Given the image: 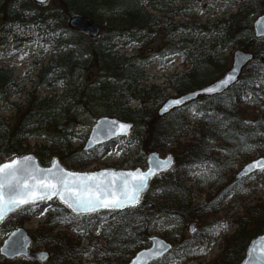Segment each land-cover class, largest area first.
Returning a JSON list of instances; mask_svg holds the SVG:
<instances>
[{
  "label": "trees",
  "instance_id": "obj_1",
  "mask_svg": "<svg viewBox=\"0 0 264 264\" xmlns=\"http://www.w3.org/2000/svg\"><path fill=\"white\" fill-rule=\"evenodd\" d=\"M243 1L247 3H243L240 10L227 17L199 25L193 22L182 25L174 23L171 27L164 25L168 38L179 30L178 26L190 27L193 31L198 29L210 39L215 36L212 47L216 51L235 43L241 49L253 53L252 60L244 68L236 84L222 94L201 96L190 103L191 105L200 102L195 105L194 111L201 114L198 125L191 128L186 126L185 121L177 124L173 119L174 115L186 106L151 121L145 111L129 109L122 106L121 102H113V97L145 80L148 70V60L142 59L138 50H133L131 54H120L115 48L146 44L157 26L171 23L167 18L172 15L168 12H182L173 11L177 0H146V4L140 0H49L44 5H37L33 0H13L15 7L17 2L19 4L18 12L13 7L12 10H9L10 6L7 8L5 13L11 19V28L17 21L21 23L23 14L27 12L26 26L33 24L44 27L45 33L57 34L51 61L38 72V77L42 79L37 80L38 86L42 87L58 80L66 83L59 97L53 95L43 98L33 91L25 95L26 107L20 113L14 128L9 130L5 126L0 127V130L9 132L0 135V151L3 150L7 157L28 153L29 136L44 138L49 142H64L67 135L73 133L75 125L70 121L57 122L58 111H66L69 105H72L69 101L81 95L78 94L82 85L79 82H82L85 66L92 64L98 71L93 93L98 94L99 99L104 101L103 115L132 121L135 126L150 122V131L156 140L155 143L176 144L177 159L182 155L185 158V162L176 165L170 174L161 175L151 182L137 207L122 212L100 211L87 215H74L61 204L51 210L46 223L36 231L34 237L35 246H44L52 251L50 264H81V256L86 251L81 248L80 235H92L95 220L112 215L116 219L104 223L99 235L105 240V244L101 245L102 249H94V252L97 260L102 263H112L111 258L117 256L119 258L116 262L122 260L120 264H127L136 251L141 249V242L149 243L148 238L152 236L154 227L155 215L151 213L152 210L165 220L177 219L179 224L199 215L214 217L216 214L217 206L208 208L194 203L189 194L190 186L186 185L187 168L201 166L202 174L197 175V179L204 178L205 184L220 185L223 183L221 167L223 170L240 158L248 162L251 154L264 155V37L257 38L252 25L254 18L264 13V0ZM3 2L4 0H0V14ZM148 7L167 14H152ZM76 14L93 19L102 26L105 33L98 43L95 42L96 38L65 26L69 18ZM85 37H89L88 42L83 41ZM167 41L164 50L158 55L164 57L183 51L187 62V71L180 76H172L168 83L178 95L202 87L224 73L228 57L216 58L211 53L202 56V52L193 47L192 41L186 39ZM50 75L52 79L49 78ZM11 77L9 70L0 67V90L12 85ZM133 96L137 100H144L143 103L150 99H164L162 91L155 85H149L147 90L142 88ZM92 114L95 113L92 111ZM189 132H193L191 139L184 143L179 141ZM138 138L140 139V135ZM212 141L219 143L216 147L220 148L214 147L212 150L206 145ZM57 152V146L45 144L38 146L33 153L42 165H48L51 156ZM94 152L95 150L87 152L79 149V155L83 156V159H92ZM244 180L246 179L237 181ZM152 187L158 192L156 199H148ZM33 214L34 211L30 210L29 205L21 207L1 223L0 234L6 236L14 228L24 225ZM62 223L64 229L58 230ZM236 223L238 226L235 232L225 238L223 250L210 264H239L243 260L250 240L264 233V200L244 207L243 214L237 218ZM212 229L213 231H208L207 234L197 230L186 243L190 246L189 250H193L194 245L208 244L217 227ZM163 237L171 239L169 234H164ZM98 244L100 243L94 245ZM175 247L177 248L176 243ZM160 262L161 260H158L152 264ZM3 264L41 263L17 258L5 259Z\"/></svg>",
  "mask_w": 264,
  "mask_h": 264
},
{
  "label": "rangeland",
  "instance_id": "obj_2",
  "mask_svg": "<svg viewBox=\"0 0 264 264\" xmlns=\"http://www.w3.org/2000/svg\"><path fill=\"white\" fill-rule=\"evenodd\" d=\"M146 4V0H140ZM243 0H177L174 4L176 8L173 11L182 10V12L168 14L171 23L161 24L155 28L153 35L148 38L147 43L144 45H130L126 48L116 47L120 54H131L133 50L139 51V56L142 59L148 60V70L146 73V79L139 82L136 86H131L122 91L120 95L113 97V102H121L122 106L129 109H136L137 111H145L146 116L151 121L158 117V111L161 104L170 97H177L178 92L168 83L170 78L175 75H182L187 71V62L183 51L177 52L172 55L161 57L158 54L164 50L167 40L173 39H186L192 41L193 47L197 51L202 52V56L209 53L215 55L216 58H227L226 67L224 73L231 67L233 55L235 51L241 49L238 44L231 43L226 49L218 48L217 51L213 49L212 39L207 35L201 34L198 29L195 31L190 27L178 26L179 30L175 31L169 38L167 37V30L164 29V25L172 26L174 23L180 25L187 22H193L196 25L202 24L207 21L217 20L223 17H227L232 13H236L241 9ZM245 2L244 4H246ZM15 4L13 0H4L2 5V14H0V67L9 70L12 73L11 81L12 85L9 88L0 90V127H7L12 130L20 118V113L26 107L25 95L28 92H34L40 97L50 98L53 95L59 97L66 86L65 81L58 80L56 82L46 83L42 87L38 86L37 80L42 81L38 77V72L41 67L50 63V59L54 52V38L57 34H50L44 32V27L31 24L26 26L28 21L27 12L22 16V22L17 21L11 28V19L7 17L5 11L10 6L15 8L18 12L19 4ZM152 14L165 16L167 13L154 10L150 7L147 8ZM69 21L66 22L68 28ZM39 27V28H38ZM102 27V26H101ZM105 33L101 28V34L95 40L96 43L100 41V38ZM89 37H85L83 41L88 42ZM54 65V63L52 64ZM93 65H86L83 71L82 82H79L81 87L78 89V96L75 100L69 101L72 105H69L66 111H58L57 122L68 123L69 121L75 125V129L72 134H68L64 142H49L44 138H37L36 136H29L27 139L28 152L33 153L38 146H57L58 152L51 156L49 163L55 158L59 157L61 162L69 169L79 171H95L98 169L113 168V169H133L136 167L147 166V158L151 152H158L161 156H166L169 153H173L176 156V144L161 145L155 143L150 131V122L142 123L140 126L136 124L132 134L125 138H119L113 142L102 145L95 149V152L91 155L92 159H83V156L79 155V149L85 144L92 126L96 120L103 115L104 101L99 99L98 94H94L93 89L96 85L94 81L98 78V71L92 67ZM212 68V67H210ZM223 74V73H222ZM221 76V75H220ZM49 78L52 79L51 75ZM212 82V81H210ZM208 82V83H210ZM149 85H155L158 90L162 91L164 99H150L140 101L134 98V93H139L142 88L148 89ZM162 102V103H161ZM193 103V102H192ZM200 102L194 104H188L184 109L180 110L173 117L174 122L177 124L181 121L187 123V127H196L201 114H197L195 105H199ZM243 105V104H242ZM92 111L95 113L92 114ZM96 115H99L96 117ZM250 115V114H249ZM9 133L8 130H0V135ZM190 133V134H189ZM180 138L182 143L191 139L193 132H189ZM135 134V136H134ZM137 134V135H136ZM140 135V139L138 138ZM206 145L213 149L219 145L217 142H208ZM215 147V148H214ZM216 152V151H215ZM259 154H251L249 161L257 158ZM81 158V160H76ZM9 160L6 153L0 151V164ZM69 161V162H67ZM185 162L184 155L177 159V164L180 165ZM246 163L242 158L232 162L230 166L220 170L222 173V184L212 183L205 184V179H197L195 173L202 174L201 166H193L187 168L186 173V185L190 186V195L196 205H204L210 208L211 206H217L218 209L214 217H205L204 215L196 216L179 224L177 219L165 220L161 218L158 213L151 211L155 216L154 227L152 235H158L163 237L164 234L171 235V242L177 245L174 250L165 256L159 264H210L212 260L219 254L224 248L225 238L232 235L237 228V218L243 214L244 207H248L256 203L257 201L264 200V171H261L254 176L238 182L237 173L241 167ZM151 188L148 193V199L157 198V190ZM57 199L47 200L39 203L38 208L34 211L32 217L24 224L26 229L36 236V231L43 226L51 210H55L59 207ZM45 208L49 210L44 211ZM155 209V208H154ZM43 213V215H41ZM110 219H116L115 216H109L108 218H97L92 229V235L81 234L80 242L81 248L85 249V253L81 256V264H120L121 261H117V256L111 258L112 263H102L98 261L95 255L97 247L101 248V245L105 244V240L99 237L101 233V227L104 223ZM194 223V227L202 233H209L213 231L212 228L217 227L215 235L212 234L211 241L206 245H194L193 250H189L190 246L186 243L193 236L190 231V224ZM220 225V227H218ZM213 226V227H212ZM58 230L64 229V223L60 225ZM4 235L0 234V244L4 239ZM165 238V237H164ZM169 240V239H168ZM208 241V240H207ZM100 243L97 246L94 244ZM150 243L141 242V248L148 247ZM90 249L88 250V248ZM186 247V248H185ZM45 249L50 253V249L44 246H33L32 250ZM87 249V250H86ZM201 249H204L202 252ZM189 252V253H188ZM52 254V251H51ZM190 254V256H186ZM53 258V256H52ZM52 258L47 262L41 264H50ZM5 259L0 255V264H3Z\"/></svg>",
  "mask_w": 264,
  "mask_h": 264
},
{
  "label": "water",
  "instance_id": "obj_3",
  "mask_svg": "<svg viewBox=\"0 0 264 264\" xmlns=\"http://www.w3.org/2000/svg\"><path fill=\"white\" fill-rule=\"evenodd\" d=\"M33 1L36 4H45L48 0H33ZM69 25L73 29H77L79 31L87 33L92 38H96L100 34L99 25L94 20L87 18L85 16H82V15L72 16L69 19ZM253 31L257 38L264 37V14L258 16L254 20ZM252 58H253V53L251 52L244 51L241 49L235 51L233 55L231 67L222 76H220L213 82L203 87L188 91L178 97H171L167 99L159 108L158 115L162 117L170 113L172 110L176 108H180L184 106L185 104L197 99L201 95L213 96L217 94H222L223 92L228 90L230 87H232L235 83L239 81V78L243 72V69L252 60ZM229 76H233L235 77V79L230 80L226 86L221 85L219 87V90L214 93H208L205 91V89L207 88L216 87L217 85H220V82L222 80L227 79ZM177 99L182 101L180 105H174L171 103L172 101L177 100ZM120 125H128L130 127L122 130L120 128ZM133 127H134V123L132 121H125L118 117L108 116V115L101 116L96 120L95 124L92 126L91 131L88 135V138L83 146V150L90 151L101 145L113 142L120 137H126L131 133ZM24 157L33 158L31 161V164L35 167L36 176L38 178H44L46 176H49V173L47 172L48 169H53V171L57 173L58 175L61 174V170L67 173H77L81 175H84V174L91 175L94 173H101V172L109 173L108 176L102 177L100 179H111L112 173H115L117 176H119L121 173L136 172L137 170H139L142 173H147L150 168L152 169L153 174L148 176L147 181H146V186L139 193V201L135 203V205L128 204L118 209L101 208V209H98L94 213H97L103 210L122 212L126 209L137 207L141 203L143 194L148 189L151 181H153L156 177L162 174L170 173L176 166V158L173 153H169L166 156L162 157L158 152H151L149 154L148 159H147L146 168H143V167H136L133 169L105 168V169H98V170L90 171V172L71 170V169L66 168L62 164L59 157H55L50 165L44 166L40 163L39 158L34 153H26L23 155L14 156L10 160H7L0 165L10 163L14 160H20L21 163L23 164ZM257 160L264 161V156H260L258 158L248 161L240 169L237 176L239 178H248L262 171L259 168L248 169V165L253 164ZM157 162H160L161 164L160 168H157ZM54 164L57 165L56 168H53ZM246 169H248L247 175L244 174ZM17 175L24 177L23 173H18ZM28 182L32 183L31 180H29ZM53 198H56L64 207L69 209L64 203L60 201L58 197H53ZM5 199H7V189H5ZM38 203H41V202H38ZM23 206H27V205H22L21 207ZM20 208L9 211L7 207H5L3 216L2 218H0V224L11 213L17 211ZM69 211L75 215L94 214V213H83V212L77 213L71 209H69ZM190 231L191 233H194L196 231V228L194 227V223L190 224ZM149 241H150V245L146 248H142L139 251H137L127 264H151L155 261H158L164 258L173 249V243L161 236L153 235L149 237ZM32 244H33L32 235L29 233L26 227L25 226L17 227L13 229L10 232V234L2 241L0 245V255L6 259H15L18 257H25V258L36 260L38 262L47 261L50 256L49 252L46 250H41V251L31 250ZM239 264H264V233L259 234L256 237L251 239L246 249V255Z\"/></svg>",
  "mask_w": 264,
  "mask_h": 264
},
{
  "label": "snow or ice",
  "instance_id": "obj_4",
  "mask_svg": "<svg viewBox=\"0 0 264 264\" xmlns=\"http://www.w3.org/2000/svg\"><path fill=\"white\" fill-rule=\"evenodd\" d=\"M235 77L229 76L222 80L220 85L205 89L208 93L219 90L221 85L226 86ZM181 100L177 99L171 103L180 105ZM130 126L120 125L126 129ZM32 157H24V163L14 160L10 163L0 165V218L3 216L5 207L9 211L20 208L22 205H29L30 210L36 211L38 202L50 200L58 197L69 209L77 213H94L98 209H118L128 204L139 201V193L145 188L148 176L152 175L150 168L147 173L139 170L136 172L121 173L117 176L111 174V179H100L109 175L107 172L88 174L67 173L61 170L57 174L53 169H48L49 176L38 178L36 169L31 164ZM57 165L54 164L53 168ZM157 162V168H160ZM259 168L264 171V161L257 160L248 165V169ZM245 170V175L248 174ZM23 173L24 177L17 175ZM200 175V173H195ZM31 180L32 183L28 181ZM5 189H7V199H5ZM49 209L45 208L47 212ZM43 215V213H41ZM220 227V225H218ZM215 235V233H213ZM203 252L204 249H201Z\"/></svg>",
  "mask_w": 264,
  "mask_h": 264
}]
</instances>
